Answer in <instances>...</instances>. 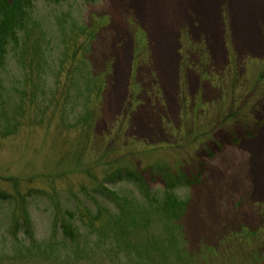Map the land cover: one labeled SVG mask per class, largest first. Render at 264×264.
<instances>
[{
	"label": "rangeland",
	"instance_id": "374dc122",
	"mask_svg": "<svg viewBox=\"0 0 264 264\" xmlns=\"http://www.w3.org/2000/svg\"><path fill=\"white\" fill-rule=\"evenodd\" d=\"M32 6L50 40H57L62 13L97 24L90 61L106 89L87 155H73L76 137L61 136L56 123L0 139V188L21 198L0 201V264H122L124 255L110 252L112 228L101 233L86 223L117 215L93 194L117 167L139 171L159 199L165 185L151 167L171 165L194 176L175 193L187 203L179 228L185 248L201 264L210 259L206 249L229 234L264 227V79L256 84L264 74V0H34ZM16 63L10 50L7 86L22 76ZM113 188L126 209L149 205L133 184ZM23 208L34 247L16 228ZM151 217L150 234L161 236L172 218ZM62 221L79 228L75 242L66 239Z\"/></svg>",
	"mask_w": 264,
	"mask_h": 264
},
{
	"label": "trees",
	"instance_id": "16d2710c",
	"mask_svg": "<svg viewBox=\"0 0 264 264\" xmlns=\"http://www.w3.org/2000/svg\"><path fill=\"white\" fill-rule=\"evenodd\" d=\"M33 1L0 0V139L14 138L27 130L56 123L61 136L76 137L73 155H87L92 148L106 89V79L92 71L90 61L98 26L62 13L56 19L57 40H50L34 20ZM10 41L13 43L11 49ZM10 50L22 76L7 86L3 75L8 70ZM263 79L264 74H260L256 84ZM212 111H208V116ZM151 170L164 181L165 192L160 199L153 196L135 168H111L101 185L93 189V194L112 203L118 213L104 220H100L102 215L99 214L96 219L86 222L91 223L88 227L101 233L112 228L115 247H111L110 252L116 259L124 255L120 259L122 264H201V257L189 254L185 248V238L179 228L187 203L175 193L181 186H191L194 176L178 174L171 165H156ZM197 173L200 175L201 168ZM122 183L135 185L149 205L141 209L124 208L123 197L113 190ZM32 195L33 192L28 191L26 198ZM20 200L19 194L0 188L1 202L14 204ZM260 208L262 210L264 206ZM151 214L160 219L172 218L161 236L150 234ZM69 216L70 220L76 218L73 213ZM19 218L16 228H23L30 246L34 247L32 221L26 208L22 209ZM58 224L54 223V230ZM60 227L66 239L75 242L79 238V228L76 229L71 221H62ZM218 246L206 249L203 255L213 260L207 259L203 264H218L217 260L223 262L219 264H264V227L229 234ZM47 247H51L50 244Z\"/></svg>",
	"mask_w": 264,
	"mask_h": 264
}]
</instances>
